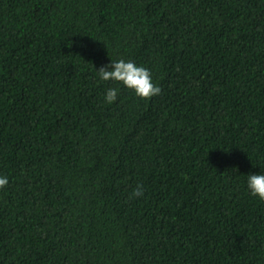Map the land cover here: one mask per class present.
Segmentation results:
<instances>
[{
  "label": "trees",
  "instance_id": "obj_1",
  "mask_svg": "<svg viewBox=\"0 0 264 264\" xmlns=\"http://www.w3.org/2000/svg\"><path fill=\"white\" fill-rule=\"evenodd\" d=\"M117 58L160 94L107 103ZM249 171L264 0H0V264H264Z\"/></svg>",
  "mask_w": 264,
  "mask_h": 264
},
{
  "label": "clouds",
  "instance_id": "obj_2",
  "mask_svg": "<svg viewBox=\"0 0 264 264\" xmlns=\"http://www.w3.org/2000/svg\"><path fill=\"white\" fill-rule=\"evenodd\" d=\"M97 75L102 81H112L118 85L117 87H108L104 93V100L109 104L117 99L119 86L130 90L135 96L145 99L159 95L161 92L160 86L153 81L150 69L131 59H110L97 69ZM8 183V176L0 175V188ZM245 183L250 195L264 201V171H249ZM142 194L143 188L138 185L134 189V195Z\"/></svg>",
  "mask_w": 264,
  "mask_h": 264
}]
</instances>
